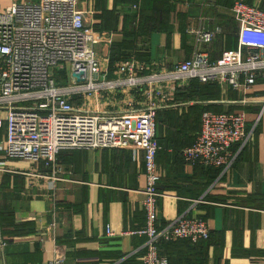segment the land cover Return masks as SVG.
<instances>
[{
  "label": "crops",
  "instance_id": "1",
  "mask_svg": "<svg viewBox=\"0 0 264 264\" xmlns=\"http://www.w3.org/2000/svg\"><path fill=\"white\" fill-rule=\"evenodd\" d=\"M26 1L38 0H0V11L11 2ZM155 1L78 0V7L90 14L87 22L93 30L110 40L96 48L100 70L106 69L110 79L118 63L131 59L148 70L173 67L200 52L215 61L237 47L234 3L264 11V0H159L169 5L167 21L144 32L143 16L151 13ZM201 29L215 32L210 43L197 44L195 32ZM211 91L213 98L188 101L173 93L157 111L162 151L156 156V226L187 215L201 218L210 231L208 240L197 246L178 240L164 250L170 264H264V82L246 94L217 83ZM101 97L102 111H122L127 103L137 109L146 103L130 89ZM243 98L250 103L242 106ZM201 107L244 112L248 127L257 130L225 174L190 167L180 155L199 131ZM4 141L1 128L0 143ZM55 168L59 181L49 192L44 176L51 169L8 159L0 151V264H142L145 237L134 232L145 224L143 152L65 151Z\"/></svg>",
  "mask_w": 264,
  "mask_h": 264
},
{
  "label": "built area",
  "instance_id": "2",
  "mask_svg": "<svg viewBox=\"0 0 264 264\" xmlns=\"http://www.w3.org/2000/svg\"><path fill=\"white\" fill-rule=\"evenodd\" d=\"M231 13L238 28L237 47L223 51L217 60L210 61L200 52L173 67L148 70L131 59L118 63L115 78L110 79L106 69L100 70L96 53L97 46L110 40L93 30L87 22L89 13L78 7V0L11 2L0 11V129H5L0 151L8 159L51 169L44 176L49 192L59 181L55 162L62 152L142 151L145 224L134 234L145 237L142 264H168L159 253L160 242L186 240L196 244L207 240L210 231L201 218L187 215L162 228L156 226L160 196L157 111L191 80L217 83L243 94L257 82H264V11L237 1ZM214 36L210 30L195 32L198 45L210 43ZM65 71L67 82L60 75ZM125 89L135 96L143 95L145 105L136 109L127 103L117 112L100 109L104 93ZM239 103L245 106L250 102L243 98ZM261 104L262 111L264 101ZM253 129L248 127L244 112L206 111L194 141L181 151L182 160L190 167L214 168L225 174L250 141Z\"/></svg>",
  "mask_w": 264,
  "mask_h": 264
},
{
  "label": "trees",
  "instance_id": "3",
  "mask_svg": "<svg viewBox=\"0 0 264 264\" xmlns=\"http://www.w3.org/2000/svg\"><path fill=\"white\" fill-rule=\"evenodd\" d=\"M150 9H151V13L149 15H144L143 16L142 29H143L144 32L160 29L161 26L167 21V15L164 16V14H166V12H167V9L169 11V5L167 4V2L156 0L151 5ZM263 9H264V7H263ZM213 87H216V83L201 84L197 80H191L189 82V86L185 85V86H183L181 88H178L175 91V95H177V96H179V95L181 96L182 95L183 97L181 98V101H188L190 99H198V100L210 99V98H213L214 95H215V93H213V91H211V89ZM206 111H211V112H214V113H221V111H214V110H211L210 108H207V107H201V109H200V117ZM156 122H157V116H156ZM156 126H157V123H156ZM256 133H257V130L254 129V131L252 133V137L255 136ZM195 136H194V138H195ZM156 138H157L158 143L160 145V151L159 152H161L162 151V145H161V143L159 141V138L157 136H156ZM181 151H180V155H181ZM210 169H214V168H210ZM214 170H217L219 172L218 169H214ZM205 241L206 240L199 241L196 244H192L191 242L186 241V240L183 241V242H185V243H187V244H189L190 246L193 247V246H197L198 244L204 243ZM177 243L178 242H160L158 244L159 253L160 254H164L166 256V258L168 259V263L170 262V260L172 258H169V256L164 252V250H166L170 246H174ZM161 251L163 253H161Z\"/></svg>",
  "mask_w": 264,
  "mask_h": 264
},
{
  "label": "rangeland",
  "instance_id": "4",
  "mask_svg": "<svg viewBox=\"0 0 264 264\" xmlns=\"http://www.w3.org/2000/svg\"><path fill=\"white\" fill-rule=\"evenodd\" d=\"M101 57H104V55H102ZM60 75L65 80L64 82H67L68 81V73L66 71L65 72H62Z\"/></svg>",
  "mask_w": 264,
  "mask_h": 264
}]
</instances>
